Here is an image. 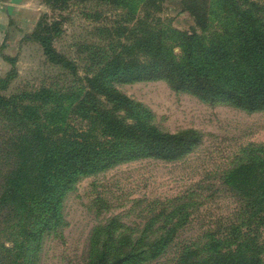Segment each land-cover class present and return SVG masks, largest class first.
Returning a JSON list of instances; mask_svg holds the SVG:
<instances>
[{
  "label": "trees",
  "instance_id": "trees-1",
  "mask_svg": "<svg viewBox=\"0 0 264 264\" xmlns=\"http://www.w3.org/2000/svg\"><path fill=\"white\" fill-rule=\"evenodd\" d=\"M70 1L45 4L55 7ZM166 1H144L146 13L130 32L132 44L80 78L81 89L62 92L52 86L0 95V214L6 221L12 215L2 212L10 210L15 219L11 226L5 222L0 233L7 237L11 229L14 236L12 250L3 247L4 263H39L45 239L64 224V199L81 178L143 159L175 161L201 144L196 131L168 133L155 127L149 112L115 84L163 80L205 101L264 111V2L181 0L182 12L195 22L191 30L181 32L160 17ZM46 20L40 18L32 40L52 66L77 77L75 62L53 47L55 26ZM14 58L6 61L12 66ZM11 77L0 78V91ZM73 116L86 121V127L72 125ZM244 154L248 159L225 176L240 209L208 234L205 243L182 245L172 264H264V152ZM176 211L183 221L161 228L158 238H112L90 264H149L161 258L186 225V213Z\"/></svg>",
  "mask_w": 264,
  "mask_h": 264
},
{
  "label": "rangeland",
  "instance_id": "rangeland-1",
  "mask_svg": "<svg viewBox=\"0 0 264 264\" xmlns=\"http://www.w3.org/2000/svg\"><path fill=\"white\" fill-rule=\"evenodd\" d=\"M116 5L102 0H72L51 6L42 14L55 26L53 47L75 62L78 76L52 66L40 44L29 35L20 40L14 65L0 78L11 75L0 95L58 87L81 89L79 79L92 73L114 51L132 44L131 30L146 13L145 0H126ZM264 2V0H261ZM135 2V3H133ZM166 26L185 32L195 27L193 18L182 12L181 0H167L160 14ZM200 33V31H199ZM181 53L180 48L175 49ZM75 80H78L76 82ZM81 82V81H80ZM115 89L150 114L152 124L168 133L196 131L201 144L175 161L143 159L118 165L105 172L81 178L62 205L63 226L44 241L38 264H90L110 239L129 237L154 240L161 228L183 221L176 209L186 213V225L161 258L149 264H172L182 245L206 242L241 207L225 176L248 159V151L264 152V111L248 112L233 105L202 100L189 92L176 91L166 81L115 84ZM77 128L86 121L71 119ZM0 214V233L15 223L10 210ZM0 235V264L13 248L14 236ZM149 237V238H148ZM147 239V240H146ZM264 242V234L262 238ZM13 254H10L12 256Z\"/></svg>",
  "mask_w": 264,
  "mask_h": 264
},
{
  "label": "crops",
  "instance_id": "crops-1",
  "mask_svg": "<svg viewBox=\"0 0 264 264\" xmlns=\"http://www.w3.org/2000/svg\"><path fill=\"white\" fill-rule=\"evenodd\" d=\"M46 12L45 0H0V76L9 67L6 58L17 55L21 38L33 33Z\"/></svg>",
  "mask_w": 264,
  "mask_h": 264
}]
</instances>
